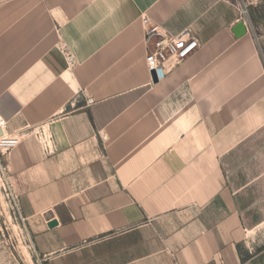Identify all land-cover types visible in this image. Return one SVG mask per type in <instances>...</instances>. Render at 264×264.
Returning <instances> with one entry per match:
<instances>
[{
    "label": "crops",
    "instance_id": "crops-1",
    "mask_svg": "<svg viewBox=\"0 0 264 264\" xmlns=\"http://www.w3.org/2000/svg\"><path fill=\"white\" fill-rule=\"evenodd\" d=\"M242 1L0 0V117L26 134L9 175L45 264H264V46L234 32ZM248 18L264 33V0ZM153 25L199 41L157 81Z\"/></svg>",
    "mask_w": 264,
    "mask_h": 264
},
{
    "label": "built area",
    "instance_id": "built-area-1",
    "mask_svg": "<svg viewBox=\"0 0 264 264\" xmlns=\"http://www.w3.org/2000/svg\"><path fill=\"white\" fill-rule=\"evenodd\" d=\"M253 2L254 0L242 1L240 19L245 24L247 31L254 33L258 45L264 46V33H259L260 29L255 27L248 18V6ZM144 44L147 69L153 78L155 72L158 80H163L170 69L185 62L199 48V41L190 29H186L180 34H171L159 25L146 28ZM0 129L2 131L0 135V175L10 178L8 158L11 152L25 139L26 134L11 133L8 130V121L2 117H0ZM38 138L47 153L54 152L55 146L51 134L41 132L38 133Z\"/></svg>",
    "mask_w": 264,
    "mask_h": 264
},
{
    "label": "rangeland",
    "instance_id": "rangeland-1",
    "mask_svg": "<svg viewBox=\"0 0 264 264\" xmlns=\"http://www.w3.org/2000/svg\"><path fill=\"white\" fill-rule=\"evenodd\" d=\"M0 264H45L34 249L11 178L3 175H0Z\"/></svg>",
    "mask_w": 264,
    "mask_h": 264
},
{
    "label": "water",
    "instance_id": "water-1",
    "mask_svg": "<svg viewBox=\"0 0 264 264\" xmlns=\"http://www.w3.org/2000/svg\"><path fill=\"white\" fill-rule=\"evenodd\" d=\"M234 32H235V34H236V36H242V35H244L246 32H247V28H246V26H245V24L243 23V22H240L237 26H236V28L234 29ZM153 75H154V80L155 81H157L158 80V78H157V76H156V74H155V72L153 73ZM2 134V131H1V129H0V135ZM57 224V221L56 220H53V221H51L50 223H49V226H55Z\"/></svg>",
    "mask_w": 264,
    "mask_h": 264
}]
</instances>
